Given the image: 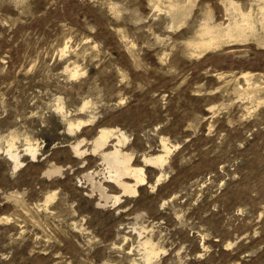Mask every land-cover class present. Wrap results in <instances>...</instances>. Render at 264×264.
<instances>
[{"label":"rangeland","instance_id":"374dc122","mask_svg":"<svg viewBox=\"0 0 264 264\" xmlns=\"http://www.w3.org/2000/svg\"><path fill=\"white\" fill-rule=\"evenodd\" d=\"M261 7L0 0V264H264ZM241 14L257 21L253 32L228 40ZM205 23L222 36L206 49ZM102 128L122 130L121 150L144 168L137 195H123L102 164L117 137L93 153ZM164 144L163 168L143 163ZM87 174L120 202L103 204Z\"/></svg>","mask_w":264,"mask_h":264},{"label":"bare ground","instance_id":"6f19581e","mask_svg":"<svg viewBox=\"0 0 264 264\" xmlns=\"http://www.w3.org/2000/svg\"><path fill=\"white\" fill-rule=\"evenodd\" d=\"M234 2V1H233ZM175 3V2H174ZM190 4V3H189ZM234 4V3H232ZM174 5L175 7V4H172ZM235 5V4H234ZM237 5V4H236ZM178 6V5H177ZM179 7V6H178ZM227 7V5H226ZM236 7V6H235ZM172 8V7H171ZM176 8V7H175ZM183 7H181L182 9ZM228 8V7H227ZM238 8V7H237ZM263 8V7H261ZM177 9V8H176ZM180 9V7H179ZM178 9V10H179ZM229 9V8H228ZM260 9V8H259ZM261 10V9H260ZM259 10V11H260ZM264 10V8L262 9ZM261 10V11H262ZM260 11V12H261ZM240 12V11H239ZM245 12V11H244ZM250 12V11H249ZM232 13V12H230ZM234 13V11H233ZM264 13V12H263ZM238 14V12H237ZM236 14V15H237ZM240 14V13H239ZM248 14V13H247ZM250 14L252 15V13L250 12ZM228 15V14H227ZM234 15V16H236ZM242 15V21L241 22H238L240 20H237L235 22L232 23V21L230 22L229 26H227L228 28H226V26H223L226 28V37L229 38L228 40H230V38H233L235 36H244V33L246 34L245 37L247 36V31H245L246 29H250L252 31L251 28H253V24L256 23L257 21H255L253 24L250 22V17L249 15H245V14H241ZM250 15V16H251ZM210 17V16H209ZM208 17V19H209ZM229 17V16H228ZM239 17V16H238ZM262 17V15H261ZM264 17V16H263ZM213 18V17H212ZM230 18V17H229ZM228 18V19H229ZM234 18L232 17L231 15V19ZM252 18V16H251ZM211 19V18H210ZM210 19L208 21H210ZM227 19V20H228ZM235 19V18H234ZM254 19V18H253ZM251 19V21L253 20ZM264 19V18H263ZM262 18H260V20L262 21L263 20ZM212 20V19H211ZM227 22V21H226ZM225 22V23H226ZM259 22V21H258ZM264 22V20H263ZM263 22H262V26H263ZM228 23V22H227ZM218 25V24H217ZM217 25H213V26H217ZM219 25V26H220ZM259 25L261 26V24L259 23ZM212 25L208 24V23H205L202 28H200V33H201V38H200V42H196L198 44V48L200 47H211L213 45H216V43L218 41H220L221 38L219 37V34H217L218 30L213 27ZM256 27V26H255ZM264 27V26H263ZM222 27H220V30H221ZM223 28V29H225ZM262 29V28H261ZM264 30V29H262ZM255 31V29H254ZM221 32L223 33V30H221ZM253 32V31H252ZM199 33V34H200ZM221 33V34H222ZM223 33V34H224ZM203 37V38H202ZM244 37V38H245ZM242 38V37H241ZM240 38V40H241ZM236 39V37H235ZM238 39V38H237ZM222 40V39H221ZM223 40H227L225 39V37L223 38ZM228 40H227V43H228ZM233 40V39H232ZM243 40V39H242ZM195 42V41H194ZM234 42V40H233ZM220 43V42H219ZM225 43V41H224ZM193 44V43H192ZM218 45V44H217ZM195 46V45H194ZM197 47V46H196ZM206 49V48H205ZM64 52V51H63ZM77 74V72H75L73 74V76H75ZM244 75V74H243ZM247 75V74H246ZM248 78L250 76V73L249 75H247ZM76 77V76H75ZM251 77V76H250ZM248 80V79H247ZM249 81V80H248ZM86 103V102H85ZM76 125V124H75ZM75 125H70V130L73 131V128ZM86 124L85 123H79L76 128L77 129H80L82 126H85ZM71 131V132H72ZM122 131V130H121ZM120 130H116V129H108V128H102L100 129L99 131V134L96 135V139H95V149H93V153H98L97 151H100V150H103L107 145H108V142L110 141V139L112 137H117V143L115 145H113L112 149L110 150H107V151H102V164H104L105 166V171H106V175H107V178L109 180V182L111 183H115L116 186H118L121 190H122V193L123 195H137L138 194V187L139 186H142V185H145L147 183V179H146V174H145V171H144V168L143 167H136L133 165V159H134V156L127 153V152H124L123 150H121V144L127 139V137L125 136V134L123 132H121ZM122 138V139H121ZM83 140V139H82ZM128 140V139H127ZM164 141V140H163ZM162 141V142H163ZM112 142V141H111ZM110 143V142H109ZM15 144V143H14ZM13 144V145H14ZM111 144V143H110ZM77 145V144H76ZM11 148L12 145H10ZM80 144L78 143V145L74 148L75 152L77 154L81 153L80 151ZM108 147V146H107ZM8 148L10 149L9 145H8ZM94 148V147H93ZM14 150V148L12 149ZM36 150L35 148H33L31 145H28L27 147V151L30 152V154H32V158L34 157L35 158V154H36ZM8 151V149H7ZM25 151V150H24ZM26 151V152H27ZM92 151V150H91ZM27 152V153H28ZM83 153V151H82ZM86 153V152H85ZM9 154V157L10 159H12L14 162H15V167L18 166L19 164V154L17 153H13L12 151H9V153L7 152V155ZM170 154V149L169 147H167L166 144L163 145V152L160 153V154H156V155H153V156H150V157H144V161L143 163L145 162L146 165L148 166H158V167H162L167 163L168 161V155ZM19 167V166H18ZM51 170V169H50ZM56 173H61L60 172V168L59 169H53L52 171H49V175H52V174H56ZM162 175V174H161ZM48 176V174H47ZM104 176V175H103ZM159 177V175H158ZM161 177V176H160ZM160 177L158 179H156V183H155V186L157 187V185L159 184L160 182ZM164 177V176H163ZM86 178L87 180L92 183V187L93 189H98V191L100 192V196L101 198L105 199L104 202L106 203H103V204H107L109 202V200H113L114 204H117L120 202L121 200V197L120 196H115V197H110V195L108 196L107 193H106V187L104 188L102 183H98L96 184V182H94V176L92 174H87L86 175ZM104 178V177H103ZM157 178V177H156ZM162 178V177H161ZM133 180L134 182L133 183H129L127 180ZM99 181V180H98ZM103 182V181H102ZM87 183V182H86ZM85 183V184H86ZM154 186V187H155ZM91 189V188H90ZM93 193V192H92ZM121 193V194H122ZM98 194V193H97ZM114 196V195H112ZM100 197H98L99 199ZM103 201V200H102ZM112 202V201H111ZM99 205V200H98V203ZM101 204V203H100ZM102 204V205H103ZM113 203H111V205H114ZM109 205V204H107ZM101 206V205H99ZM144 245V250H145V256L146 257V260L147 261H150L155 255H156V250L155 248L153 247L152 245V242L150 241H145L143 243Z\"/></svg>","mask_w":264,"mask_h":264}]
</instances>
